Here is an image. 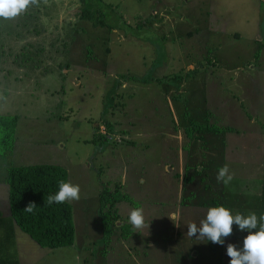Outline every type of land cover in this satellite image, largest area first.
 Returning a JSON list of instances; mask_svg holds the SVG:
<instances>
[{
  "label": "rangeland",
  "instance_id": "rangeland-1",
  "mask_svg": "<svg viewBox=\"0 0 264 264\" xmlns=\"http://www.w3.org/2000/svg\"><path fill=\"white\" fill-rule=\"evenodd\" d=\"M188 1L84 0L90 18L82 0H39L0 18V114L18 117L14 148L0 155V213L9 214L14 165L58 164L80 187V199L70 201L76 245L41 250L16 231L10 241L24 263L229 264L227 245L242 248L247 231L233 230L221 246L187 236V226L199 225L210 207L235 215L262 185L254 175L264 159V0ZM105 123L119 140L96 145L104 134H93ZM181 128L196 152L185 176ZM167 162L179 164L173 170ZM225 164L233 174L227 186L216 179ZM116 192L122 199L113 212L103 205ZM172 206L178 215L170 220ZM137 207L141 230L128 223ZM102 208L110 226L100 220ZM243 211L264 214L258 204ZM125 221L131 228L122 241Z\"/></svg>",
  "mask_w": 264,
  "mask_h": 264
},
{
  "label": "trees",
  "instance_id": "trees-1",
  "mask_svg": "<svg viewBox=\"0 0 264 264\" xmlns=\"http://www.w3.org/2000/svg\"><path fill=\"white\" fill-rule=\"evenodd\" d=\"M82 2V16L92 18V13L87 7L85 8L84 0H82ZM251 120L252 118L249 119V122ZM17 123V116L0 115V145L3 147L2 150H0V155H5L14 148L16 143ZM173 124H175V120H173ZM97 129L98 130L95 132H99V128ZM222 129L228 130L231 129V127ZM108 133H106L105 136L101 135L100 140H95V144L100 146L107 145L112 139L111 134H114L113 130L109 131ZM131 145L132 143H128L129 147ZM60 180L68 181V171L65 167L58 164L32 163L25 165H14L11 167L7 176L9 214L0 213V231L2 227L5 226L4 222L8 220L12 225V228L9 229V239L14 238V227L16 225L42 249L56 250L74 246L76 242V233L73 222L72 204L70 202H66L62 204L54 203L52 205H47L46 203L47 197L49 195L55 194L58 191V182ZM260 196V209H262L264 212V182ZM124 198H126V196ZM113 199L115 200V203H113ZM118 199H122L121 192H116L111 196H107L104 199L105 202L103 206L107 207L108 205H111L112 211L116 212V204L119 201ZM30 202H34L37 205V208L32 213L24 211ZM243 210H239L238 213L245 215L246 212ZM103 215H105V211L102 208L101 215H99L100 220L102 224L110 226L113 218H104L102 217ZM115 215V218H121L122 216L117 213ZM257 216L259 217L260 215L257 214ZM127 226L131 228V226L129 224L127 225L126 223L119 227L118 232H121L123 239H121L120 236L118 239H121L122 241L127 240L125 237V235H127L126 230L129 229ZM233 230H235L236 233L240 232L238 226L236 225L233 226ZM121 240L119 242H122ZM120 244L121 246L123 245V243ZM110 245L114 244L111 243Z\"/></svg>",
  "mask_w": 264,
  "mask_h": 264
},
{
  "label": "clouds",
  "instance_id": "clouds-1",
  "mask_svg": "<svg viewBox=\"0 0 264 264\" xmlns=\"http://www.w3.org/2000/svg\"><path fill=\"white\" fill-rule=\"evenodd\" d=\"M39 0H0V18L11 19L27 10L30 6H38ZM217 182L227 186L233 180V174L227 164L220 167L217 173ZM80 199V187L70 181L60 180L58 191L49 195L47 205L62 204ZM37 205L30 202L24 211L34 212ZM144 210L142 207L134 208L128 216V223L134 229L141 230L145 227ZM238 226L241 232L247 231L243 239L242 248L235 244L227 245L229 264H264V214L259 217L256 213L245 216L242 213L233 215L232 210L225 206L210 207L205 219L199 225L188 224L187 236L196 237L198 240H208L213 244L223 246L225 239L233 234V226ZM258 229V230H257Z\"/></svg>",
  "mask_w": 264,
  "mask_h": 264
},
{
  "label": "crops",
  "instance_id": "crops-1",
  "mask_svg": "<svg viewBox=\"0 0 264 264\" xmlns=\"http://www.w3.org/2000/svg\"><path fill=\"white\" fill-rule=\"evenodd\" d=\"M190 2V0L188 1V3ZM186 3V2H185ZM168 17H170V14H168V15H166V18H168ZM184 33L186 34V35H188L189 37H192V34H191V31H184ZM237 35V39H242V34L241 35H238V34H236ZM258 38V37H257ZM259 39H261V37L259 38ZM196 71V70H195ZM125 86V85H124ZM169 90H171V88L169 89ZM168 90V91H169ZM168 91H167V93H168ZM180 91H182V92H187V90H185V89H183L182 87L179 89V91H178V93L180 92ZM166 93V94H167ZM177 93V94H178ZM169 98V97H168ZM168 102H169V100H168ZM253 114H256L255 112H252ZM0 115H3L4 116V114H0ZM253 120H251L250 122H252ZM233 122V121H232ZM232 122H230V123H228L227 125H225V126H223L222 128H227V127H232L230 124L232 123ZM103 127L105 126V125H102ZM102 127L100 126V128H99V133H103L104 134V136L106 135V132H107V130H108V132H109V130H112V128H111V126H110V128L111 129H107V128H109L108 126H105L104 127V130H101L100 131V129H101ZM106 129V130H105ZM208 129H209V126H208ZM205 131H206V129H205ZM95 133H98V132H94V134L93 135H95ZM113 133L114 134H111V135H113L112 137H118L117 138V140H119V135H117L116 133V130H114L113 129ZM179 133H181V134H183V137L185 138V139H187L188 141H187V144H185L184 145V147H182V150L184 151V153H182V155L180 156L179 155V161H180V163L182 164V172L184 173V176H185V174H186V172H185V167H186V161L188 160V159H193V160H195V157H196V152H195V150L194 149H192L191 150V145H192V143L190 142L191 141V139L193 138V135H191V133L190 134H187V133H185V131H184V129L183 128H181L180 130H179ZM178 133V134H179ZM217 134V133H216ZM108 135H109V133H108ZM93 137V136H92ZM124 137H128V134H125L124 135ZM171 137V134H168L167 135V139H169ZM113 138V139H114ZM131 143V142H130ZM187 148H189L190 150H187ZM188 151H190V153L188 152ZM170 153V152H169ZM192 153V154H191ZM211 153L212 154H214L212 151H211ZM122 155V154H121ZM264 155V154H263ZM263 155H260L259 157H263ZM123 156V158L124 159H127V156H124V155H122ZM195 162V161H194ZM177 163V162H176ZM176 163H166V164H164V167H166V166H170V168H172L173 170H174V168H175V164ZM248 163V160H244L243 162H241L239 165H244V164H247ZM177 164H179V163H177ZM194 164H199V162L197 161V158H196V162L194 163ZM200 164H201V162H200ZM249 164H251V162L249 161ZM252 165V164H251ZM256 169H258V172L254 175L256 178H257V176L259 175L260 177H261V180H262V185L259 187V189L256 191V192H252L253 193V201H251L252 202V204H251V202L249 203V204H251V205H249V204H246L244 207H241L239 204H241V203H239V204H237V207H236V209H238V208H240L239 210H243V209H246V207H248V208H251L252 206H253V204H258V206H260V204H261V190H262V186H263V182H264V159L263 160H261V161H259V168H256ZM137 180L140 178V175H141V172L140 173H137ZM183 174L179 171V173H178V188H177V190H178V193H179V190H180V188L182 187V181L180 180L181 179V176H182ZM127 176H128V172L126 173V176H123V178H122V182L121 183H123L125 180H126V178H127ZM164 177H165V173H164ZM131 174H130V171H129V181L131 182ZM136 183V186H138L139 185V183L138 182H135ZM185 180H184V185H185ZM222 195V194H221ZM145 197H149V196H144V198ZM238 203V202H237ZM207 204H211V200H208L207 201ZM172 208H174V209H171V208H169V210H168V212H169V214L167 215V216H169L170 217V219H172V217L173 218H177V215H178V213H176V211L178 212V208L177 207H174V206H172ZM238 210V211H239ZM125 213H122V215H124ZM151 217H154V216H151ZM124 223H127L126 221L125 222H122V224H119L118 225V228L119 227H121V226H123L124 225ZM4 225L6 226H4V227H2V229H1V231H0V253H1V251L3 250V248H5V246H6V252H4L3 254H2V256L0 257V264H27V263H24V258L22 257V251H21V249H20V247L18 246V244H17V241L15 240L13 243L10 241V240H12V239H14L15 238V236H14V238H12V239H9V229L10 228H12V225H11V222L10 221H5L4 222ZM16 231H18V232H20L21 233V230L15 225V227H14V232H15V235H16ZM33 241V240H32ZM34 242V241H33ZM76 243H77V239H76V242H75V245H76ZM34 245H35V243H34ZM39 246V245H38ZM39 248L42 250V248L39 246ZM227 262H229V261H227ZM32 263H40V261H39V259H34L33 260V262ZM221 264H223V263H221Z\"/></svg>",
  "mask_w": 264,
  "mask_h": 264
}]
</instances>
